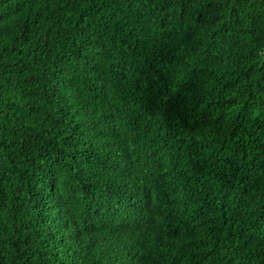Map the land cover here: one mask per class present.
<instances>
[{
    "label": "trees",
    "instance_id": "16d2710c",
    "mask_svg": "<svg viewBox=\"0 0 264 264\" xmlns=\"http://www.w3.org/2000/svg\"><path fill=\"white\" fill-rule=\"evenodd\" d=\"M0 264H264V0H0Z\"/></svg>",
    "mask_w": 264,
    "mask_h": 264
}]
</instances>
